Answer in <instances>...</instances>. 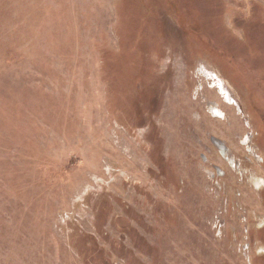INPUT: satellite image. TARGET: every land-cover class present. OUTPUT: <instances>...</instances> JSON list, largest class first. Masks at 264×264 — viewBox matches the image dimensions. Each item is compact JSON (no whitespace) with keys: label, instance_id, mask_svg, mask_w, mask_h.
Masks as SVG:
<instances>
[{"label":"rangeland","instance_id":"374dc122","mask_svg":"<svg viewBox=\"0 0 264 264\" xmlns=\"http://www.w3.org/2000/svg\"><path fill=\"white\" fill-rule=\"evenodd\" d=\"M0 264H264V0H0Z\"/></svg>","mask_w":264,"mask_h":264},{"label":"bare ground","instance_id":"6f19581e","mask_svg":"<svg viewBox=\"0 0 264 264\" xmlns=\"http://www.w3.org/2000/svg\"><path fill=\"white\" fill-rule=\"evenodd\" d=\"M220 89H222V90H223V88H222V87H220Z\"/></svg>","mask_w":264,"mask_h":264}]
</instances>
